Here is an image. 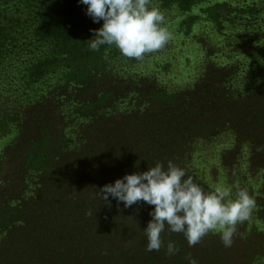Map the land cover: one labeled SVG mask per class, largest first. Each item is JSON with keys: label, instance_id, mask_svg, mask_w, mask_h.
Wrapping results in <instances>:
<instances>
[{"label": "trees", "instance_id": "obj_1", "mask_svg": "<svg viewBox=\"0 0 264 264\" xmlns=\"http://www.w3.org/2000/svg\"><path fill=\"white\" fill-rule=\"evenodd\" d=\"M150 6L182 20L185 35L203 20L223 32L264 17L256 3ZM86 7L78 0H0V264H188L189 256L222 264L218 233L189 247L183 234L166 230L160 251H147L143 231L154 206L125 207L97 193L158 161L165 167L172 161L201 182L195 161L212 149L234 184L240 157L252 140L264 148V136L256 139L254 123L245 128L253 119L247 110H226L222 69L213 62L192 84L163 78L172 64L159 61L172 53L173 41L143 61L122 57L115 46L90 50L103 21L93 23ZM226 76V83L234 78ZM212 99L222 111L210 107ZM169 241L179 249L175 255L167 254ZM234 244L226 264L257 263L249 220L237 225Z\"/></svg>", "mask_w": 264, "mask_h": 264}, {"label": "clouds", "instance_id": "obj_2", "mask_svg": "<svg viewBox=\"0 0 264 264\" xmlns=\"http://www.w3.org/2000/svg\"><path fill=\"white\" fill-rule=\"evenodd\" d=\"M85 5L86 15L93 23L103 21L94 31L89 48L99 51L102 46H115L122 57L143 61L149 54L165 49L173 40L165 27V13L152 7L151 0H78ZM97 197L108 201L109 197L130 207L138 202L154 206L149 215L147 251H160L165 242L166 230L183 234L189 247H193L209 233L219 234L225 248L233 244L237 225L250 217L254 200L247 189L235 194L231 187L218 185L207 191L196 177L188 175L172 161L157 162L142 173L127 174L112 184L105 185ZM167 254L175 255L179 249L169 241ZM188 264H198L191 256Z\"/></svg>", "mask_w": 264, "mask_h": 264}, {"label": "rangeland", "instance_id": "obj_3", "mask_svg": "<svg viewBox=\"0 0 264 264\" xmlns=\"http://www.w3.org/2000/svg\"><path fill=\"white\" fill-rule=\"evenodd\" d=\"M216 1L230 2L233 5L256 3L264 12V0ZM171 14L173 13L165 14L164 26L173 35L172 53L159 62L169 61L172 68L168 74L163 75V78L174 86L192 84L198 80L208 62H213L211 64H216L222 69V77L218 83L219 88L226 93L227 100L224 99L226 110L231 111L235 105H238L237 109L247 110L253 119H250L245 128L254 123V128H251L252 131L255 130L256 139L264 136V99L259 100L264 97V17L258 20V24L254 23L244 28H226L223 32L214 30L211 22L203 20L194 26L189 35H185L180 32L182 20L169 17ZM168 17L172 22L168 21ZM208 49L214 53L212 58L207 55ZM226 73L234 74V78L231 76L233 80L229 79L231 83L224 81ZM216 102L218 101L210 100L209 104L212 103L210 107L222 111V105L217 108ZM219 102H222V99ZM226 136L224 135V141H227ZM227 137L230 138L229 134ZM218 155L217 151L212 149L197 156L195 168L200 173V183L213 189L218 185L229 186L233 194L241 188L247 189L255 202L252 208L253 216L248 220L253 224L255 237L259 242L260 251L256 255V264H264V148L260 147L259 142L254 140L250 142L249 153L244 158L240 157V173L234 184L228 183L225 173L226 169L233 173L231 168H224L217 163ZM253 164L254 166H251ZM231 247H235V244ZM230 250V248L222 250V264H226V253Z\"/></svg>", "mask_w": 264, "mask_h": 264}]
</instances>
